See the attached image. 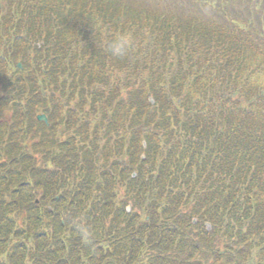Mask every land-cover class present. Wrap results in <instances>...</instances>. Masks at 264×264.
Returning a JSON list of instances; mask_svg holds the SVG:
<instances>
[{"label":"trees","instance_id":"1","mask_svg":"<svg viewBox=\"0 0 264 264\" xmlns=\"http://www.w3.org/2000/svg\"><path fill=\"white\" fill-rule=\"evenodd\" d=\"M134 1L0 0V264H264V15Z\"/></svg>","mask_w":264,"mask_h":264},{"label":"rangeland","instance_id":"2","mask_svg":"<svg viewBox=\"0 0 264 264\" xmlns=\"http://www.w3.org/2000/svg\"><path fill=\"white\" fill-rule=\"evenodd\" d=\"M200 7H198L197 2ZM135 0V4H139L145 7L149 12L154 9L165 10L166 7L175 13L173 15L182 18L188 16L194 20H198L203 23V19H210L212 15L206 9V2L203 0ZM230 8H233L237 17H247V12L250 13V17L264 15V3L249 0H233L230 4ZM237 9L239 13L237 12ZM260 17V16H259Z\"/></svg>","mask_w":264,"mask_h":264},{"label":"clouds","instance_id":"3","mask_svg":"<svg viewBox=\"0 0 264 264\" xmlns=\"http://www.w3.org/2000/svg\"><path fill=\"white\" fill-rule=\"evenodd\" d=\"M129 38L128 37H122L119 42L114 44L111 48V51L114 55H122L128 46Z\"/></svg>","mask_w":264,"mask_h":264},{"label":"water","instance_id":"4","mask_svg":"<svg viewBox=\"0 0 264 264\" xmlns=\"http://www.w3.org/2000/svg\"><path fill=\"white\" fill-rule=\"evenodd\" d=\"M37 119H38L39 121H44V122H46V118H45V116H44L43 114H41V115H37Z\"/></svg>","mask_w":264,"mask_h":264}]
</instances>
